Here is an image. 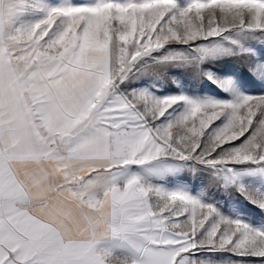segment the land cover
I'll list each match as a JSON object with an SVG mask.
<instances>
[{"label": "snow or ice", "instance_id": "1", "mask_svg": "<svg viewBox=\"0 0 264 264\" xmlns=\"http://www.w3.org/2000/svg\"><path fill=\"white\" fill-rule=\"evenodd\" d=\"M35 8L0 0V264H211L201 250L264 264V231L128 172L196 160L234 182V166L264 167V95L120 91L168 45L203 59L227 33L264 35V0H66L18 23ZM169 61L198 67L182 54L157 63ZM108 240L129 254L98 247Z\"/></svg>", "mask_w": 264, "mask_h": 264}, {"label": "rangeland", "instance_id": "2", "mask_svg": "<svg viewBox=\"0 0 264 264\" xmlns=\"http://www.w3.org/2000/svg\"><path fill=\"white\" fill-rule=\"evenodd\" d=\"M31 2L36 8L23 15L18 23L36 22L43 17V10L58 6L66 0ZM189 2L190 0H179L181 6H186ZM233 40L240 43L233 44ZM207 47L215 51L202 59L198 51L183 45L166 46L141 62L155 70L142 72L133 69L129 80L120 86L121 93H145L157 98L186 96L217 100H233L243 95H264V35L249 37L242 33H227L224 37L207 43ZM245 52L248 54L245 55ZM175 54L194 57L198 67L188 63L179 66L171 61L166 64L157 63L158 58ZM184 107L180 105L170 109L161 118V123L173 119L184 111ZM222 123L223 120L217 121L209 131L215 130ZM234 167L238 172V178L234 182L226 178L229 173H218L196 160L162 158L144 167L133 166L128 172L143 177L163 190L182 191L191 198L210 204L221 217L239 220L253 229L264 231V167L251 164ZM196 258L208 260L211 264H257L254 258L233 255L229 251L201 250Z\"/></svg>", "mask_w": 264, "mask_h": 264}, {"label": "crops", "instance_id": "3", "mask_svg": "<svg viewBox=\"0 0 264 264\" xmlns=\"http://www.w3.org/2000/svg\"><path fill=\"white\" fill-rule=\"evenodd\" d=\"M100 248H109L115 252L117 255H128V250L125 246L122 245V242L115 241V240H108L105 242H102L100 245H98Z\"/></svg>", "mask_w": 264, "mask_h": 264}]
</instances>
